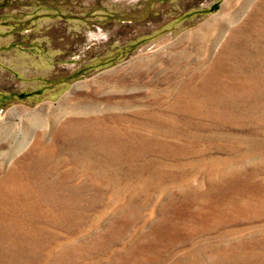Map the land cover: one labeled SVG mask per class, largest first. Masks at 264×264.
<instances>
[{"label": "rangeland", "instance_id": "1", "mask_svg": "<svg viewBox=\"0 0 264 264\" xmlns=\"http://www.w3.org/2000/svg\"><path fill=\"white\" fill-rule=\"evenodd\" d=\"M8 178L0 264H264V0H0Z\"/></svg>", "mask_w": 264, "mask_h": 264}, {"label": "bare ground", "instance_id": "2", "mask_svg": "<svg viewBox=\"0 0 264 264\" xmlns=\"http://www.w3.org/2000/svg\"><path fill=\"white\" fill-rule=\"evenodd\" d=\"M83 163V162H82ZM27 172V171H26ZM44 175V174H43ZM11 177V176H9ZM6 178V177H5ZM26 178V177H25ZM29 181V180H28ZM20 182V181H19ZM16 183L14 179L12 178H8V179H5V180H0V192L2 191V194H3V190L8 194V192L11 194V192H13V184ZM20 184V183H19ZM23 184V183H22ZM36 184V183H34ZM10 185H13L12 187H10ZM33 185V184H32ZM24 186V185H23ZM8 187L10 189H8ZM30 188V187H29ZM28 188V189H29ZM16 189V188H15ZM14 189V190H15ZM23 189V188H22ZM19 190V189H18ZM30 191V190H29ZM39 191V190H38ZM15 192V191H14ZM5 194V193H4ZM28 194V193H27ZM30 194V193H29ZM13 195V194H12ZM7 196V195H6ZM3 197V195H2ZM5 197V196H4ZM9 197V196H8ZM30 197V196H29ZM35 198V196H34ZM37 199V198H36ZM2 200V199H1ZM41 200V199H40ZM62 202V201H61ZM52 203V202H51ZM26 204V203H25ZM38 204V203H37ZM19 205V204H18ZM68 205V204H67ZM5 206V205H4ZM20 207V206H19ZM26 208V207H25ZM44 208V207H43ZM53 208V207H52ZM27 209V208H26ZM34 209V208H33ZM45 210V209H44ZM2 213V212H1ZM5 213V212H4ZM46 213V212H45ZM44 213V214H45ZM47 214V213H46ZM12 215V214H11ZM16 216V215H15ZM9 217V216H8ZM16 220V219H15ZM18 220V219H17Z\"/></svg>", "mask_w": 264, "mask_h": 264}]
</instances>
